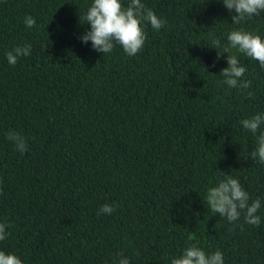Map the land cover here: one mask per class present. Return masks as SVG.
<instances>
[{
    "label": "trees",
    "instance_id": "obj_1",
    "mask_svg": "<svg viewBox=\"0 0 264 264\" xmlns=\"http://www.w3.org/2000/svg\"><path fill=\"white\" fill-rule=\"evenodd\" d=\"M92 3L0 0V223L11 233L0 251L23 264H113L121 252L130 264H171L191 232L224 264H264V207L256 227L205 203L222 172L264 205V165L249 156L259 132L240 123L264 113V69L240 56L249 98L220 84L228 53L213 48L240 27L235 13L222 0H142L167 23L148 24L129 57L82 43ZM243 26L264 36L262 18ZM26 43L31 55L11 66L6 53ZM106 204L118 207L98 216Z\"/></svg>",
    "mask_w": 264,
    "mask_h": 264
},
{
    "label": "clouds",
    "instance_id": "obj_2",
    "mask_svg": "<svg viewBox=\"0 0 264 264\" xmlns=\"http://www.w3.org/2000/svg\"><path fill=\"white\" fill-rule=\"evenodd\" d=\"M224 6L235 14L232 16L233 25L240 26L227 34V43L222 45L221 40H213V48H223V54L228 53L227 68L221 69L220 84L227 85L231 89L249 90V98L255 93L250 91L251 81L243 79L247 72L246 66L241 65L240 56L250 58L259 62L261 69H264V36L257 32L247 30L243 25L254 18L264 19V0H222ZM90 25V30L81 37L85 45L91 42L93 50L102 53H111L116 45H120L125 54L134 57L144 50L145 42L148 39L146 26L151 25L159 31L167 21L160 18L156 13L147 8L142 0H130L127 6L123 0H93L88 7L86 14L81 17ZM25 26L33 28L36 20L27 15L24 20ZM32 45L26 43L23 46H16L12 51L6 53V59L11 66H15L20 58L30 56ZM218 52V59L223 56ZM215 66V65H213ZM243 128L253 135L259 132L256 139V148L249 153L253 161L264 165V113L256 114L248 119L240 121ZM7 139L14 142L16 149L21 153L28 150L27 140L20 133L10 131ZM223 179L208 189L205 203L212 213L227 218L228 222L234 224L243 214L244 222L249 225L260 227L261 216L258 212L264 205L260 198L251 200L250 194L245 190L240 180L232 175L219 172ZM2 194V190H0ZM118 206L103 205L97 215H111ZM10 225L0 223V241H4L10 232L6 231ZM189 241H195L185 248L181 255L171 260V264H224V255L217 250L214 253H207L200 247L199 241L194 233H189ZM139 255V252L136 253ZM118 259L113 264H130V260L118 253ZM0 264H23V261L15 254L0 251Z\"/></svg>",
    "mask_w": 264,
    "mask_h": 264
}]
</instances>
